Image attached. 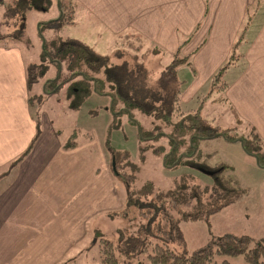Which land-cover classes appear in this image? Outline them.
<instances>
[{"label":"crops","instance_id":"crops-1","mask_svg":"<svg viewBox=\"0 0 264 264\" xmlns=\"http://www.w3.org/2000/svg\"><path fill=\"white\" fill-rule=\"evenodd\" d=\"M77 1L99 37L140 32L161 46L168 62L190 34L183 52L190 54L193 74L188 81L182 79L180 95L181 107L187 110L197 108L190 104L201 101L212 74L226 62L242 34L238 59L222 74L224 96L232 108L213 118L228 126L238 116L242 127H253L264 138V1L248 24V8L256 0ZM29 63L17 40L0 43V264H57L70 257L78 264L95 231L107 235L111 227L124 228L125 215L119 218L118 213L125 205V192L97 128L76 125L65 136L47 110L55 94L40 110L31 104V91L36 92L40 83L29 87ZM66 108L59 113L61 118ZM73 130L79 133L67 147ZM243 233L264 236V228Z\"/></svg>","mask_w":264,"mask_h":264},{"label":"trees","instance_id":"trees-1","mask_svg":"<svg viewBox=\"0 0 264 264\" xmlns=\"http://www.w3.org/2000/svg\"><path fill=\"white\" fill-rule=\"evenodd\" d=\"M263 1L256 0L248 8L246 24L257 5ZM54 4L58 6L59 15L47 20L46 24L59 26L74 22L72 0L0 1V43H6L9 39L19 41L24 35L25 16L29 10H47ZM19 21L23 22L21 26H17ZM134 34H126L130 36V40L127 39L126 42L131 44L130 49L116 50L117 56L123 57L119 63H111L109 54L96 51L80 39L55 37L43 38L40 59L27 65L29 87L35 82L40 83V90L29 96V101L37 110L42 108L49 95L61 91H64L72 108H78L86 98H93L97 94L110 95L113 98L114 107H111L115 119L107 134L113 127L118 128L120 121L116 119L123 113L135 125L138 137L137 161L130 159L128 152L112 150L109 135L104 138L107 152L115 159L113 173L122 183L125 192L124 199L127 203L124 207L126 204L137 203L135 198L144 201V197L153 195L155 199L150 203L153 211L157 209L158 200L171 197L168 219L156 229L151 230V224L139 227L136 232H130L124 227L117 239L95 231L93 237L96 240H91L84 250L89 252L91 246L97 244L99 255L93 257L101 264H264V236L230 230L214 234L210 227L211 217L233 204L243 189L233 177L235 169L231 164L211 160L216 150H210L208 142L214 143L219 138L239 142L246 153L257 159L258 166L264 168V138L253 127L248 130L242 127L243 120L238 116L232 125L224 126L203 113L206 101L228 103L224 97L226 82L222 74L238 59L237 48L242 34L237 37L226 62L213 74L208 93L193 110H183L181 107L183 80L177 74L180 65L191 63L190 57H175L151 83L145 59L138 52L140 45L135 49L137 52L133 49ZM136 38L139 44H143L142 37ZM186 41L187 38L181 44ZM159 49L161 48L157 50ZM134 60L136 62H132ZM99 73L102 74L101 78ZM104 80L108 82L107 87L104 86ZM226 105L227 108H232L230 104ZM133 109L143 112L148 122L136 118ZM78 131L73 130L65 141V146L75 143ZM148 155L155 157L161 168H175L186 164L205 171L213 177V182L208 184L185 173L172 178L167 185H159L155 180L147 179L140 187L135 186L141 163L145 162ZM138 204L149 207L140 202ZM165 210L166 205L162 204L159 215ZM194 220L207 221L210 236L206 242L189 251L186 248L182 222ZM153 234L160 236L162 241H154ZM238 255L244 257L243 263L230 260V257ZM219 256L222 257L220 261ZM71 260L73 258L70 257L57 264H67L69 261V264H76Z\"/></svg>","mask_w":264,"mask_h":264},{"label":"rangeland","instance_id":"rangeland-1","mask_svg":"<svg viewBox=\"0 0 264 264\" xmlns=\"http://www.w3.org/2000/svg\"><path fill=\"white\" fill-rule=\"evenodd\" d=\"M72 4V7L75 11L74 22L64 23L59 26H53L52 24L45 23L47 20L56 18L59 15V9L56 4H54L53 9L50 7V9L47 10L28 11L27 15L25 16L24 35L18 41L25 48L28 61L35 63L40 59L39 53L43 45V38L51 39L55 37H72L88 43L98 52L109 54L111 63H119L123 57L117 56L115 52L116 50L130 49L131 44H126L127 39L130 40V36L126 34L130 31L127 30L113 36H108L106 34L104 37H99V35L93 31V21H91L90 17L85 13V11H83L78 6V1L72 0ZM22 23L23 22L20 23L19 21L17 26H21ZM197 29L198 26L195 27L191 33L195 34ZM132 32L135 33L132 36V40H135L133 49L135 52H137L135 49L138 45H140L138 52L139 54L142 53V57L145 59V64L149 72L148 77H150L148 80L151 83H153L154 80L158 78L162 70L175 57L182 55H188L190 57L189 53L183 52L184 48L188 46L187 41L189 40L190 34L185 37L187 38V41L181 44L179 49L170 55L171 59L168 62V55H165L166 57L161 55L164 50H157V47H161L159 44H154V42L147 39L140 32ZM136 36L142 37L143 44L138 43ZM13 40L14 39H9L7 42ZM132 62H136V60ZM192 74V69L187 64H183L180 68H178V77L181 79L188 81L192 77ZM99 77H102L101 73H99ZM212 77L213 74L209 81V87H207V89L205 88L206 93L204 90L203 95L199 96V100H202V98L208 93L207 90L210 89ZM107 85L108 82L104 80V86L107 87ZM37 87L40 88V85L37 84ZM38 90L36 92L32 90L31 94L37 93ZM54 97L66 98L64 91L55 93ZM55 98L48 102L47 110L50 111L52 115L54 114L55 122L58 126L63 128V133L65 136L68 135L70 130L76 125H81L85 130H90V128L95 127L100 131L104 144V138L109 135V142L113 147H111L112 150H116L120 153L128 152L130 159L133 161L138 160V137L136 135V128L135 125L128 121L127 114L123 113L119 115V117L116 119L117 121H120L118 128L113 127L109 134H107L111 122L115 119V115L112 113L113 110L111 107H114L112 96L97 94L94 96V98H86L78 108H72L69 105L68 108H66L68 104L67 101H56ZM210 99L211 98H209V100ZM193 102L190 104L191 107H198L201 101H198L196 106H194L195 104H193ZM225 103L226 101H206L205 104H207L208 107L204 110V115H206L208 118L220 116V111L222 112L224 108L227 109L226 104L228 103ZM117 106L118 102L116 104V109ZM65 108L66 114L61 118L59 113L63 112ZM184 108L183 110H187ZM132 112L136 118H140V120H143L145 123L148 122V118L143 112L139 111L138 109H133ZM220 123L228 124L222 119ZM222 140L223 139L219 138L218 140H215L214 143L209 144L208 142V148L210 150H216V154L211 158V160L213 162H225L231 164L235 169V171H233V177L235 180H237L238 185L243 189V192L233 204L224 207L211 217L210 227L212 228L214 234H219L229 230L235 232L247 231L249 233H258L261 231L262 227L264 228V168H260L258 166L257 159L254 156L249 155L246 152L240 153L238 151L239 149L237 148H242L236 147L241 146L239 142L230 143V141L225 140L226 142H223ZM111 164H113L112 160ZM185 173H189L198 180L208 184L213 182V177L209 173L198 170L186 164L175 168H161L157 159L150 155L143 164L141 163V168L139 170L137 179L138 181H135V186L140 187L141 184L147 179L155 180L159 185H167L172 178ZM152 199H155L153 195L144 197V201H140V198H135L137 203H133L131 205L126 204L122 210H119V218L122 215H125V219L122 220L126 224L125 226L124 224L122 225L126 227V230L130 232H136L139 227H145L146 224H151V230H153L160 226V223L168 219V213L171 211V197L166 196L161 200H158L159 203L156 206L157 209H153V211L150 209V206H152L150 205ZM139 202L143 205H148L149 207L140 206L138 204ZM162 204L166 205V210L159 215ZM142 208H144V211ZM147 211L148 213H143ZM121 229L119 228L114 231L113 227H111L110 229L106 230L108 236L102 232L103 230L98 231L111 239H117L121 236ZM182 230L186 239V248L189 251H192L197 246L206 242L207 238L210 236L209 226L205 220L182 222ZM91 240L94 242L96 238H91V236L88 237L85 247L90 245ZM153 240L160 242L162 241L160 236L154 234ZM97 247V244L92 245L90 251L85 252L78 264H100L99 261L94 258L99 255ZM221 259L222 257L219 256L218 261ZM230 260H240L244 262L242 255L230 257Z\"/></svg>","mask_w":264,"mask_h":264},{"label":"water","instance_id":"water-1","mask_svg":"<svg viewBox=\"0 0 264 264\" xmlns=\"http://www.w3.org/2000/svg\"><path fill=\"white\" fill-rule=\"evenodd\" d=\"M112 161H113V164H112L113 165V169H115V159H112Z\"/></svg>","mask_w":264,"mask_h":264}]
</instances>
